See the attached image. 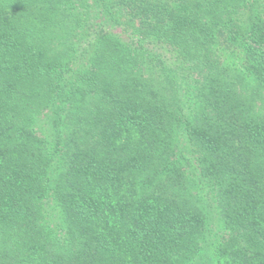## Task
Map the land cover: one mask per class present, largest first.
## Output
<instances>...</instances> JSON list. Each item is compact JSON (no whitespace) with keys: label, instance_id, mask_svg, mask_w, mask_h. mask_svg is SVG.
<instances>
[{"label":"trees","instance_id":"1","mask_svg":"<svg viewBox=\"0 0 264 264\" xmlns=\"http://www.w3.org/2000/svg\"><path fill=\"white\" fill-rule=\"evenodd\" d=\"M257 5L0 0V264H264Z\"/></svg>","mask_w":264,"mask_h":264},{"label":"rangeland","instance_id":"2","mask_svg":"<svg viewBox=\"0 0 264 264\" xmlns=\"http://www.w3.org/2000/svg\"><path fill=\"white\" fill-rule=\"evenodd\" d=\"M260 13L263 14L264 17V0H258V5H257ZM247 16V14L243 15V17L245 18ZM243 19V18H241ZM242 27H244V24H242ZM231 31H233V33L235 35L238 36V42L237 43H233L232 45L229 44L226 40H225V44H223V52L221 53V59H223L225 61L226 64L231 65L233 68H238V70L243 69L244 67V62L242 58V46H244L245 44V36L243 33V30H239V27L237 28L236 25H232L231 27ZM154 79H156L157 77V73L154 74Z\"/></svg>","mask_w":264,"mask_h":264}]
</instances>
